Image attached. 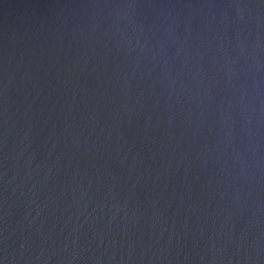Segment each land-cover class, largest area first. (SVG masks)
Returning a JSON list of instances; mask_svg holds the SVG:
<instances>
[{
	"label": "water",
	"instance_id": "water-1",
	"mask_svg": "<svg viewBox=\"0 0 264 264\" xmlns=\"http://www.w3.org/2000/svg\"><path fill=\"white\" fill-rule=\"evenodd\" d=\"M0 264H264V0H0Z\"/></svg>",
	"mask_w": 264,
	"mask_h": 264
}]
</instances>
